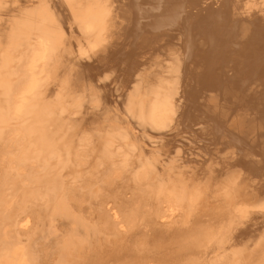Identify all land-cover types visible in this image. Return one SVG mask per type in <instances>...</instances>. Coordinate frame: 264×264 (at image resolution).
I'll return each mask as SVG.
<instances>
[{"label":"bare ground","instance_id":"1","mask_svg":"<svg viewBox=\"0 0 264 264\" xmlns=\"http://www.w3.org/2000/svg\"><path fill=\"white\" fill-rule=\"evenodd\" d=\"M0 264H264V0H0Z\"/></svg>","mask_w":264,"mask_h":264}]
</instances>
